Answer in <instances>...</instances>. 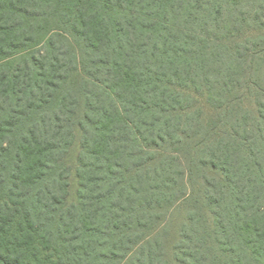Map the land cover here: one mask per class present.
<instances>
[{"label":"trees","instance_id":"obj_1","mask_svg":"<svg viewBox=\"0 0 264 264\" xmlns=\"http://www.w3.org/2000/svg\"><path fill=\"white\" fill-rule=\"evenodd\" d=\"M238 1L0 0V264H164L156 225L199 170L216 177L175 264H264V107L255 135L217 94L219 120L187 149L204 123L192 95L248 72L222 39L247 21L225 19Z\"/></svg>","mask_w":264,"mask_h":264},{"label":"rangeland","instance_id":"obj_2","mask_svg":"<svg viewBox=\"0 0 264 264\" xmlns=\"http://www.w3.org/2000/svg\"><path fill=\"white\" fill-rule=\"evenodd\" d=\"M228 0H222V2ZM233 0H229L231 2ZM263 0H258L255 2H260ZM242 4L234 6V10L225 14V19H239L240 8H244V12L247 15V21L237 22L232 29L223 34L222 39L226 44L230 45L231 49L240 51L245 54L244 60L248 66V72L245 75H240L235 81L231 82L233 88L230 89L231 93H223L222 88H218L217 83L215 84V91L213 96H209L207 93L203 97L197 95H192L194 100H190L192 105L191 112L200 110L202 112V126L197 125V116H194L192 120L193 125L187 131L190 136L188 139L187 147L188 151L192 153V149L197 147L205 138V134L208 132V123L210 120L218 121L220 115L222 114L219 103H217L218 96H223V102L225 106L229 104L235 107L234 118L238 117L242 119L246 116L249 117L247 120L248 129L253 131V134L257 135L259 132L260 114L262 108L264 107V27L259 26V21L257 18L262 16L255 15V6L249 0L238 1ZM237 8V9H236ZM236 10V11H235ZM248 53V54H247ZM218 88V89H217ZM220 92V94L218 93ZM222 93V94H221ZM218 94V96H217ZM195 115V114H193ZM201 120V119H200ZM209 136V134H208ZM203 139V140H202ZM213 140V139H211ZM191 142V143H190ZM202 148L201 146L199 147ZM80 153V143H79V133L73 146L69 150V154L65 159L67 167L70 169L69 176V200L74 202L76 200V193L78 189V180L76 177L77 159ZM209 171L199 170V173L195 175L196 182V194L191 195L186 201L182 200L178 203H174V207L166 212V216L161 217V221L156 225V230H161V245L165 249L164 264H175L174 260V248L178 244L183 234V229H187L185 225L187 224L188 218L191 212L197 210L195 201H193L196 196H198V191L205 189V176L208 178L206 181L210 182L215 179V175ZM188 195H190V189L192 185L188 182ZM192 194V193H191ZM193 197V198H192ZM195 197V198H194ZM165 216V217H164Z\"/></svg>","mask_w":264,"mask_h":264}]
</instances>
